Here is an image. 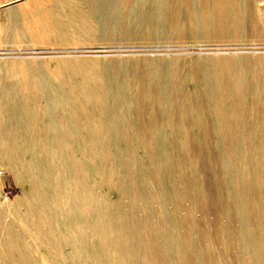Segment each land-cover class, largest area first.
<instances>
[{
	"label": "bare ground",
	"instance_id": "obj_1",
	"mask_svg": "<svg viewBox=\"0 0 264 264\" xmlns=\"http://www.w3.org/2000/svg\"><path fill=\"white\" fill-rule=\"evenodd\" d=\"M38 1L19 0L17 5L30 8ZM85 1L88 6L68 2L70 9L61 7L60 1L35 12L30 8L23 26L30 40L20 39L19 31L7 33L0 23V47L6 45L4 41L9 36H14L17 40H12L13 47L58 45L55 51H68L44 54L47 60H79L61 59L51 66L47 60L27 61L25 54L11 55L21 61H9V78L0 79V166L9 168L22 186V195L15 202L7 201L0 193V230L19 243L5 264H230L222 255H216L213 240L226 250L235 245L238 261L247 252L252 262L264 264V137L239 136L264 132V106H258L264 102V56L253 65L248 56L242 62H232L230 55H219V59L229 63L214 66L210 62V71L202 70V89L196 92L200 97L177 94L172 100V86L177 87L180 80H171L164 76L167 74L155 71L147 78L148 83L142 82V91L146 85L149 92L156 89L153 99L160 103L159 114L163 118H150L147 129L140 130H150L153 136L140 140L125 138V146L121 140L114 144L104 130L112 124L104 109L109 94L106 74L78 57L88 55L79 52L88 47L84 45L93 50L100 33L108 34L102 28L106 24L96 20L94 14L105 12L107 3L115 5L118 1ZM128 2L131 4L123 26L109 30L128 39H155L162 35L241 38L247 21L252 22L250 10L255 2L264 19V0ZM149 7L155 9L148 11ZM163 21L169 22V29ZM47 29L59 32L51 42L45 40L50 38ZM45 62L46 68L42 64ZM112 90L124 105V115H129L135 98L131 99L118 86ZM247 101L251 107L245 105ZM206 103L212 106L213 122L223 134L220 141L213 143V149L220 160L223 188L232 203L221 205L211 199L215 233L200 225L195 237L193 211L196 207L208 210L210 204L203 187L212 183L209 177L215 169L203 153L200 160L188 155L191 142L202 147L201 137L179 139L154 134L165 123L200 127L199 131L192 128V132H202L210 124L204 110ZM178 105L189 107L181 117H175ZM123 122L132 124L129 118ZM40 140L45 144L39 145ZM162 141L180 147V156L166 162L168 153L163 150ZM121 146L126 150L128 146L132 150L140 148L141 155L134 167L128 159L122 162L125 169L117 165L116 155L123 151ZM44 156L51 160L48 162ZM165 156L163 167L167 172L162 171L160 163ZM124 170L123 176L118 174ZM130 174L135 180L133 186L126 181ZM111 190L120 198L113 200ZM126 194L133 204L143 200L148 213L153 211L155 200L173 201L176 208L170 215L159 205V221L146 222L143 228L136 221L135 207L122 209ZM184 199L192 200L187 220L178 212ZM14 206H23V212L14 210ZM225 215L239 218L240 227H229ZM17 222L25 225V231L18 230ZM147 251L153 254L152 258Z\"/></svg>",
	"mask_w": 264,
	"mask_h": 264
},
{
	"label": "rangeland",
	"instance_id": "obj_2",
	"mask_svg": "<svg viewBox=\"0 0 264 264\" xmlns=\"http://www.w3.org/2000/svg\"><path fill=\"white\" fill-rule=\"evenodd\" d=\"M59 1L61 7L65 6L69 9L71 5L68 2H78V4L83 3L84 6H88L85 0L83 2L82 0H39L38 2H36V4H31L30 8L35 12L46 6H49L52 3ZM117 1L118 2L115 5L111 4V2L107 3V6H105L104 10L105 12L94 14V16L97 18L96 20L100 21L102 24H106V26H102V28H106L108 30V34H104L103 32L100 33L98 38L95 40L96 43L94 44L93 50L92 48H89L90 45H84L88 47L83 50H79V52L88 53V55L82 56L80 58L78 57V59L90 66L93 64H95V66L97 65V67L100 70H103L106 74L104 80L106 81V89L109 91V94L107 95L108 100L104 104V109L107 110V121L111 122L112 124L109 127H105L104 130L106 131L105 133H107L105 134V136L110 137L112 139V143L114 144H119V141L121 140V144H124L125 146L126 143L123 142L125 138L140 140L153 136V133L149 132L150 130H145L142 132H140V130L147 129V121L150 118H155L157 119L156 121H160L163 118L159 114V110L161 107L160 103L153 99L154 95L156 94V89L152 88L151 92H149V88L146 85V89L142 91V82L144 81L145 83H148L147 78L149 79V75L151 74H156L155 71L167 74L164 76H168V78H170L171 80H180L177 87L172 86L173 89L171 91V96L173 100L174 95L181 94L185 97L193 96L198 90L202 89L201 81L204 71L206 70L207 72L211 69L209 68L208 63L212 62V64H215L214 66L228 65L227 63L229 62L223 59H219V55H230L233 59H231L232 62H242V60L246 59L245 57L248 56L249 58L247 59H250V62H252L253 65L258 57L264 56V19H262L259 15V5L256 2L253 3V6H251L250 10V13L253 15L252 22L247 21V23L245 24V29L243 31L244 35L241 38L233 36H214L208 38L189 36L184 38H177L170 35H162L160 36V38L155 39H128L125 37H121L120 35L111 34L109 31L112 26H115L117 28H121L123 26L125 15L127 14V10L129 9V5L131 4V2H128V0ZM19 3V0H0V23L3 25L4 31H6L7 33H12V30L14 32L19 31L21 33L20 39H23V37H25L27 40H30V37L26 33L25 27H23L26 26V22L24 21L25 13L28 14L30 8H24L21 6L19 7V5H17ZM14 5H16L17 7H13ZM10 6L13 7L12 10H9ZM171 6H174L173 2L171 3ZM154 9L155 7L153 9L149 7L148 11ZM62 11L65 12V10ZM172 11L173 9L170 10V12ZM163 24L168 25V29L170 28L169 22L163 21ZM68 28L71 29L72 27ZM47 31L50 32V38H45L47 42H51L59 33L58 31L52 29H47ZM12 40H17V38H15L14 36L10 38L9 36V39H7V41H4V44L6 45L0 47V79L9 78L8 74L11 68V63H9V61L15 59L18 60V62L21 61V58H14L11 55L25 54V59L27 61H30L32 59H43L44 61H46L47 59L43 58L45 57L44 54L54 52V48H57L56 46H58L30 44L24 45L22 47H13V45H11V43L13 42ZM103 51H107L110 54ZM62 52L67 53L68 51H55V53ZM3 55L7 56L4 58ZM61 59H70L73 62H79V60H76L75 57H68L47 60V63L52 64L51 66H55V64ZM42 64L45 65L44 68H46V62ZM219 71L223 72V69L220 67ZM249 73L250 72L247 71L248 75H250ZM113 86H118L120 90L123 88L128 96L131 97V99L132 96L135 98L133 101L134 105L129 101V103H131V105L134 107L133 111H129V115H124V105L120 100V97H118V93L112 90ZM196 95L200 97L199 93ZM245 105L247 107H251L249 106V101H247ZM258 106H264V102H259ZM187 108H184L180 105L175 106V117H181L184 113V110H186ZM204 110L208 117V120L210 121V124L206 125V128H203L201 130L202 132H192V128L194 127L190 125L165 123L161 127L157 128L156 134H154L155 136H169L179 139L194 136L201 137L203 140L202 147L199 145L194 146L191 142L188 145V155L191 159L200 160L202 158L201 153H203L208 158L211 168L215 169V171H211L209 177L212 180V183H206V185H204L203 187L206 198H208L207 203L210 204L208 205V210L204 212L201 208L196 207L193 211V235L195 237H198L199 235L198 229L200 225L206 227L210 232L215 233V213L212 207H210L212 204L211 199L217 201V203L221 205L232 203V198L229 196L228 191L223 188L222 174L220 171V160L217 157L215 150L213 149V143H215V141L217 140L220 141L223 134L220 133V128L217 127L216 123L213 122V118L211 116V113L213 112L212 106L209 103H206L204 105ZM126 118L131 119L132 124H124L123 121L126 120ZM115 122H118L119 124H114ZM198 128L200 127H196L194 129L198 130ZM239 136H251L254 138H260L264 137V132L253 134L240 133ZM31 143V145H33L35 141H32ZM44 144V140L39 141V145ZM162 144L163 150L167 151L168 153V157L167 159L166 156L161 157L160 163L162 165V171L167 172L166 167H163L165 159L167 162L168 160L176 159L177 157H179L181 154V148L171 145L166 141H162ZM121 148H123V146H121ZM140 151V148H133L132 150L129 146L128 150H126V148H123V151H118L116 155L118 160L117 165L120 167V169H125L122 167V162L123 160L126 161L128 159L130 160V166L134 167L136 165V160H138L141 155ZM224 152L228 154L227 150H225ZM37 156L42 157V155H40L39 153H37ZM44 157H47L48 162L51 160L50 156ZM55 157L57 158V156ZM122 172H126V170L121 171L118 174H121L123 176L124 173ZM119 180H121V177ZM126 181L132 186L134 185L135 180L132 174H130V176L126 178ZM216 181L217 183H215ZM158 182L159 181L157 180L156 183ZM0 193L1 195H4L9 202H15L16 199L22 195L21 184L15 178L13 172L4 165L0 166ZM110 196L113 200L120 198L118 193L114 190L110 191ZM191 203V199H184L183 202L178 206V212L181 213V215H183L184 219L186 220L188 219V209L191 206ZM161 204L163 206V209L170 215L176 208V205L173 201L164 199L163 203H160L158 200H155L153 202V211L148 213L146 208H144L143 200L139 199L135 202V204H133L131 201V197L128 194L124 196L121 207L126 211L129 210V208L135 207L134 214L136 217V221L144 228L146 222L153 221V223H156L159 221L158 207ZM14 210H20L21 212H23L24 208L23 206H14ZM169 219L170 222H172L170 217ZM224 219L232 229H236L241 225V221L239 220V218L234 215H225ZM17 223L18 230L21 229L22 231H25V225L21 222ZM180 227L183 231L184 227H182V225ZM6 238L8 241H5ZM213 242L216 247V255H222L223 258L226 259L230 264H256L255 262L251 261L250 256L247 254V252L242 253V259L238 261L236 258L238 249L235 245L226 250L225 248H223L219 241L213 240ZM18 244L19 243L16 240L10 239L6 231L0 230L1 264H5L8 262V260L10 259L9 253L14 251L15 246H17ZM147 254L152 258L153 254L149 253L148 251ZM53 255L58 256L56 254Z\"/></svg>",
	"mask_w": 264,
	"mask_h": 264
}]
</instances>
